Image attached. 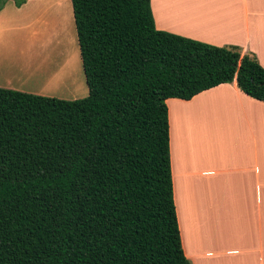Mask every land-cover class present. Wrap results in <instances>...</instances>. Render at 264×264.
I'll list each match as a JSON object with an SVG mask.
<instances>
[{"label":"trees","instance_id":"trees-1","mask_svg":"<svg viewBox=\"0 0 264 264\" xmlns=\"http://www.w3.org/2000/svg\"><path fill=\"white\" fill-rule=\"evenodd\" d=\"M71 3L88 94L0 87V264H191L166 99L235 80L264 100V68L238 46L157 29L150 0Z\"/></svg>","mask_w":264,"mask_h":264},{"label":"crops","instance_id":"crops-1","mask_svg":"<svg viewBox=\"0 0 264 264\" xmlns=\"http://www.w3.org/2000/svg\"><path fill=\"white\" fill-rule=\"evenodd\" d=\"M157 29L235 45L264 68V0H150ZM71 0H6L0 87L85 97ZM170 165L182 249L191 264H264V100L235 80L168 98Z\"/></svg>","mask_w":264,"mask_h":264},{"label":"rangeland","instance_id":"rangeland-1","mask_svg":"<svg viewBox=\"0 0 264 264\" xmlns=\"http://www.w3.org/2000/svg\"><path fill=\"white\" fill-rule=\"evenodd\" d=\"M85 87H86V89H87V85L85 84ZM87 93H88V89H87Z\"/></svg>","mask_w":264,"mask_h":264}]
</instances>
